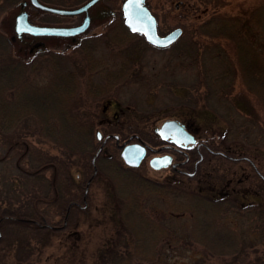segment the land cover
<instances>
[{
    "label": "rangeland",
    "instance_id": "1",
    "mask_svg": "<svg viewBox=\"0 0 264 264\" xmlns=\"http://www.w3.org/2000/svg\"><path fill=\"white\" fill-rule=\"evenodd\" d=\"M18 1L0 12V34L9 43L12 57L23 63H28L29 76L35 82L45 84L51 77L53 67L49 53H62L59 55L60 64L64 68L77 71L81 83L84 84L83 79L87 76V71L83 54L76 44L82 37L93 32L98 33L104 30L109 35L118 33L117 26L119 25L116 20L120 17V2L118 9L114 7V0L101 1L92 8H98V13L94 16L99 18L98 22L104 21L102 27H95L97 23L94 21L86 33H81L73 38L51 37L44 39L41 36L31 37L28 35H24L23 38L16 37L14 14L20 7ZM56 1H59L61 5H79L84 0ZM146 3L157 18V29L160 34L180 26L183 29L182 35L167 48H156L148 44L140 35H133L127 42L118 46H111L109 39V45L102 47L99 44L101 48L94 52V59L103 62L98 68L95 67V69L102 70L99 72L100 74H104L110 67L116 66L120 58H127L133 64L134 70L126 81L112 88L110 96L101 95L92 98L84 92L81 86L76 93V110L84 112L87 117L94 120L95 125L101 121L106 122L105 119L112 116V111H109V108L103 114L104 100L113 98L117 100L116 117L108 125L127 129L145 128V130H150L154 124L159 125L160 122L172 116H180L197 132L196 135L215 150H222L227 146L221 143L219 135L226 126L223 118L228 115L226 109L230 101L235 108L233 113L239 112L244 114L243 117H257L264 121V104L259 102L257 96L247 91L238 71L234 73L232 84L226 89L220 88L219 90L223 91L221 92L223 94L219 95L217 100H212L217 109L214 114L213 110L206 106L204 89L192 90V88L195 89V85L200 86L201 82H194L192 79L197 67L191 64L192 57L188 53L193 43L198 42L204 57L207 54L206 50L211 48L212 52H222L220 56L226 53L227 56L235 58L232 42L228 39L221 37L212 39L197 33L199 24L216 11L223 16L233 17L235 20L237 18L238 37L249 43L250 47L258 54L264 56V23L261 24L264 19V0H146ZM26 10L32 23H41L40 12L35 6L28 3ZM60 20L62 23L75 21L70 16H62ZM42 48H48V50L43 52ZM231 65L234 68L238 67L237 63ZM212 66L223 70L228 65L217 59L212 63ZM93 72L88 71L91 76ZM93 79L96 80L95 77ZM98 79L101 77L98 76ZM191 105L196 107V113L190 111ZM239 118L237 117V119ZM95 142L98 145L97 141ZM232 145L237 147L236 143ZM254 148L251 147L240 155H235L230 150V155L249 156V158L253 156L252 160L258 164L260 173L264 176V145H259L257 150ZM43 150L49 155L60 154L59 148L37 134L26 135L19 130H0L1 217H3V212L24 213L40 210L44 211L46 216L49 214L47 221L56 222L59 220L57 216L52 215L51 209L46 208L45 204L39 201V196L45 194V181L31 175L36 170L37 162L34 161L32 164L29 159L39 160L37 153L39 151L43 153ZM73 159L74 157H71L69 161ZM226 159L225 157L211 156L210 160L199 167V170H202L201 174H197L200 179L189 178L185 180L184 186L188 189L200 188L204 193L213 194L216 189L220 188L219 185H224L231 179L232 185L240 188L237 194L245 203L252 204V206L239 209L247 218L240 217L238 213L237 216L231 214L233 217L230 222L233 227L243 228L245 226L246 228L249 226L247 223L252 221V230L254 231L250 230V233L245 237L249 240V244H253V239L257 241L259 235V230L253 227L254 222L257 221L258 225L264 224V218L260 220L259 216L257 217V215L264 214V203L262 202V199L264 200V179L252 170L248 161L232 162ZM78 162L80 163L79 159ZM120 162L122 163V161ZM70 165V171L73 173V169L76 167L75 163H70ZM42 166L44 165L41 164L39 168ZM139 168L138 170L147 177L163 178L161 173L153 171L148 165L147 168ZM234 170L236 173L232 172ZM41 173L47 177L50 176L51 171L44 168ZM57 173H59V169ZM62 178L58 174L56 177L58 184H61L58 180ZM105 180L99 174L89 185L87 196L81 202L85 206L83 208H86V212L80 215L77 227L52 235L50 243L42 235L28 232L21 234L17 229L10 230V225L4 226V233L0 231V264H91V261L88 260L90 255L96 251L97 246L102 239H105L107 233L111 232L112 227L109 216L110 209H107L104 204L110 200L109 194L112 193V190ZM147 210L159 214L165 223L173 226L178 232L185 230L190 224L188 216H170L157 199L149 201ZM103 213L105 217L107 216L105 220L100 218ZM254 253L264 257V239L254 242V245L248 250L247 256L252 257L255 255ZM160 259L164 264H231L229 256L210 255L200 246L174 249L167 246L160 251Z\"/></svg>",
    "mask_w": 264,
    "mask_h": 264
},
{
    "label": "trees",
    "instance_id": "2",
    "mask_svg": "<svg viewBox=\"0 0 264 264\" xmlns=\"http://www.w3.org/2000/svg\"><path fill=\"white\" fill-rule=\"evenodd\" d=\"M16 1L0 0V12ZM119 2L120 0H114L116 9ZM116 21L120 27L117 26L118 33L109 37L111 46L125 43L134 35L127 30L120 18ZM263 23L264 19L261 21V24ZM237 24V18L235 20L214 11L197 28L199 35L204 34L212 39L226 38L232 42L234 59L226 53L220 56L222 52H212L211 48L206 50L204 57L198 42H194L188 52L192 57L191 64L197 67L192 79L194 82H201L200 86L195 85L192 90L204 89L206 106L213 110L214 114L217 109L212 100H217L218 96L223 94L220 88L226 89L232 84L234 73L237 71L247 91L257 96L259 102L264 104V56L238 37ZM78 47L83 54L87 71V76L83 79L84 84L81 83L77 71L64 68L60 64L59 55L62 53H49L53 66L51 77L45 84H39L29 76V64L12 57L9 43L0 34V130H19L26 135L37 134L60 150L57 155H49L45 150L43 153L39 151V160L29 159L32 164L37 162L32 177L36 176L46 183L45 194L39 196V201L51 209L52 215L57 216L59 220L47 221L49 214L46 216L44 211L40 210L24 213L3 212V217L0 216L2 233L5 231L4 226L10 225V230L17 229L21 234L28 232L42 235L50 243L52 235L76 228L80 215L86 212V208L77 205L84 199L83 194L77 193L72 181L69 160L71 157H77L86 161L97 145L95 122L84 112L76 110V93L82 86L84 92L92 98L110 96L112 88L126 81L134 69L127 58H120L116 66L104 72L101 77L103 82H96L93 73L91 76L88 71H95L90 65L101 60L94 59L89 39L82 40ZM217 59L227 63V68H214L212 63ZM232 63H237L238 67L234 68ZM190 107V111L196 113V107ZM234 109L230 101L226 109L228 115L223 118L226 126L219 135L221 143L227 145L222 150L229 153L231 150L235 155H240L251 147H256L254 149L257 150L259 145H264V121L257 117H243L244 114L233 113ZM235 143L237 147L232 145ZM108 154L107 158L99 156L95 164L98 169L97 176L100 174L106 179L112 190L109 194L110 200L107 198L108 203H104L107 209H110L112 227L111 232L107 233L96 251L90 255L88 260L91 264H164L160 259V251L167 246L172 249L200 246L210 255L229 256L231 264H264V257L259 254L247 256L254 242L264 239V224L258 225L257 221L254 222L253 227L259 230V235L257 241L253 239V244H249L245 235L250 233V230L254 231L253 222L249 221L246 228L233 227L230 222L233 217L231 214L247 218L239 209L252 206L245 203L239 194H208L200 188L188 189L187 194H181L176 187L168 189L173 194H162L167 186L153 183L142 177L138 171L123 167L114 145L108 147ZM41 164L44 166L39 168ZM44 168L50 169V176L46 177L41 173ZM58 174L63 177L61 184L56 180ZM152 199L159 200L170 216H188L189 226L178 232L173 226L165 223L159 214L149 212L147 207ZM262 202L264 203L263 199ZM68 204L71 205L67 211ZM101 215L100 218L105 220L107 216L105 217L104 213ZM258 216L260 220L264 218V214ZM17 231L14 232L18 233Z\"/></svg>",
    "mask_w": 264,
    "mask_h": 264
},
{
    "label": "flooded vegetation",
    "instance_id": "3",
    "mask_svg": "<svg viewBox=\"0 0 264 264\" xmlns=\"http://www.w3.org/2000/svg\"><path fill=\"white\" fill-rule=\"evenodd\" d=\"M23 0H19L17 3L20 6L18 12L14 14V33L16 37L23 38L24 35H28L31 37L41 36L42 38H51V37H61V38H73L74 36H77L81 33H86L89 28H91V25L94 21H96L95 27H102L104 25V21L98 22V17H95L98 13V8L92 9L94 6L99 4V2L104 0H97L88 8L82 12H75V13H60L57 11H54L55 8H77L78 6H81L83 3H85L88 0H84L79 5H61L59 1L56 0H38L40 3V6L34 5L33 3L29 2V0H25L28 3H31L33 6H35L41 16V23H38L37 25L43 26V27H62V26H77L83 22L85 19V16H88V25L86 29L78 34L71 35V36H62L60 34H52L47 31H44V33L35 35L30 32H22L20 35L18 34L17 28H16V16L17 14L22 10H26V6L22 7L21 2ZM16 4V3H14ZM107 4V3H106ZM108 5V4H107ZM27 11V10H26ZM28 14V13H27ZM95 15V16H94ZM62 16H70L73 17L74 20L79 19L75 22H65L62 23L60 18ZM77 17V18H76ZM121 19V22L123 23L122 17L120 15L119 17ZM124 25V24H123ZM109 33L106 31H101L98 33H92L87 36L82 37L76 44V46L81 43L84 39H89V43L91 44L93 48V53L100 50L99 44L103 46L109 45ZM141 36V35H140ZM102 39V40H101ZM101 40V42H99ZM124 44V43H122ZM48 48H42L43 52H46ZM38 51V52H42ZM103 62H94L92 65H90V68L99 67ZM98 69H95L93 72V77L96 78V82H100L101 79H98L103 76V74H100L101 70L99 72ZM131 75V74H130ZM103 82V81H101ZM117 100H114L113 98H106L104 100L103 105V114H105V111L109 109V111H112V116L107 117L105 120L106 122H99L95 125V129L99 130L101 132V136L98 138L95 137L98 145L96 146L95 151L92 153V155L87 159L86 161L80 160V163L78 162V158L75 157L73 160L70 161V163L74 164L73 167V173H71L72 181L74 182V185L76 186V191L78 194H83V197L86 198L89 185L92 183L93 179L97 177L98 169L95 166V162L98 159L99 156H103L107 158L108 154V147L114 145L116 148V151L118 153V156L120 158V161H122V166L126 168H132L140 173V175L148 180H150L153 183L156 184H165L164 186L170 187L165 189V192L163 191L162 194H173L172 191L168 189H173L176 187L178 190H180L181 194H187L188 188H185V180L189 178H197L200 179V176H197L198 173L201 174L202 170H199L200 165H204L206 161L211 159V156H220L227 158L228 161H238V160H246L249 162L252 170H254L257 175L264 179V176L262 173H260V169L258 164H256L252 158L249 157H241V156H235L230 155L229 152L226 150H215L213 149L205 140H203L201 137L196 135L197 132H195L188 123H186L185 120H183L180 116H172L168 119L175 120L180 128H176L175 126H171L167 128L164 131L160 132V125L162 122H160L159 125L154 124V126L151 127L150 130H145V128H116L111 127L108 125L110 121H112L113 118L116 117V110L115 107L117 106ZM183 115V114H182ZM107 125V126H106ZM203 129V128H202ZM197 131V130H196ZM187 134H191L194 137V142H186L184 139L187 138ZM128 144H140L144 146L145 148V154L143 158L141 159L139 165L137 167L127 166L120 154L122 151V148ZM102 145V146H101ZM101 147V149H99ZM99 149L94 163H92V157ZM162 156H168L170 161L166 166L160 167V168H153L150 166V160L154 157H162ZM78 162V164H77ZM147 165L155 172L161 173L163 176L162 179H153L150 177H147L141 173V171L138 170L140 167L147 168ZM201 165V166H202ZM139 168V169H140ZM233 173H236V171H232ZM61 179L58 181L60 182ZM187 183V182H186ZM220 188L216 189L213 194L217 195H225V194H237L240 190V188H237V186H233L231 179H229L224 185H219ZM210 194V193H209ZM241 194V192H240ZM71 204H68L70 206ZM79 207H84L82 204H77ZM67 206V207H68Z\"/></svg>",
    "mask_w": 264,
    "mask_h": 264
},
{
    "label": "water",
    "instance_id": "4",
    "mask_svg": "<svg viewBox=\"0 0 264 264\" xmlns=\"http://www.w3.org/2000/svg\"><path fill=\"white\" fill-rule=\"evenodd\" d=\"M34 5L40 6L38 0H29ZM97 0H88L77 8H55L54 11L60 13H75L82 12L93 4ZM27 1H22L21 6L25 7ZM121 17L123 19L124 25L128 28L130 32H136L142 35L145 40L159 48H165L171 45L177 38L181 35L182 29L180 27H175L167 33L160 35L157 30V21L155 15L151 12L146 4V0H122L120 5ZM88 16H85L83 22L77 26H62V27H43L37 24H33L29 18L27 11L22 9L16 16V28L18 34L22 32H30L35 35H39L47 31L52 34H60L62 36H71L84 31L88 25ZM175 126L180 128L181 126L175 120H165L160 126V132L166 130L167 128ZM97 137L101 136V132L97 131ZM187 138L184 139L186 142H194V137L191 134H187ZM102 146V145H101ZM101 149V147H99ZM94 154L92 158V163H94L95 157L99 151ZM145 154V148L140 144H128L122 148L121 157L127 165L137 166L142 157ZM170 157H154L150 160V165L153 168H159L166 166L169 163Z\"/></svg>",
    "mask_w": 264,
    "mask_h": 264
}]
</instances>
